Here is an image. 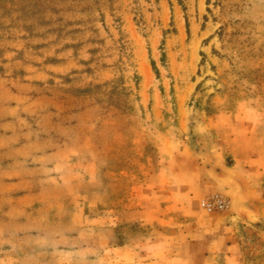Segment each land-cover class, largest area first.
<instances>
[{
  "label": "rangeland",
  "instance_id": "obj_1",
  "mask_svg": "<svg viewBox=\"0 0 264 264\" xmlns=\"http://www.w3.org/2000/svg\"><path fill=\"white\" fill-rule=\"evenodd\" d=\"M0 264H264V0H0Z\"/></svg>",
  "mask_w": 264,
  "mask_h": 264
},
{
  "label": "crops",
  "instance_id": "obj_2",
  "mask_svg": "<svg viewBox=\"0 0 264 264\" xmlns=\"http://www.w3.org/2000/svg\"><path fill=\"white\" fill-rule=\"evenodd\" d=\"M167 152V149L162 150V168L158 173L137 170L131 173L125 172L123 173L125 176H121V178L118 179L122 181L121 189L128 190V193L130 194V197L126 201L127 204H125L126 209L130 210L131 208H135L133 205L130 206L129 202H136L137 206L142 208V218H139L142 221H163V196H166L168 200H177L175 196L184 198L182 195L186 193L181 186L172 188V186L176 184L174 180L180 176H177L178 172L175 170V167L178 165L176 159H167V157L163 158V155L167 154ZM212 163L215 166V162ZM187 166H189V164ZM217 166L220 168L221 164H217ZM130 178H135L137 182H132ZM182 178L183 177H181V179ZM182 184L185 185L186 182H182ZM194 196H191L190 194V198L193 199Z\"/></svg>",
  "mask_w": 264,
  "mask_h": 264
},
{
  "label": "built area",
  "instance_id": "obj_3",
  "mask_svg": "<svg viewBox=\"0 0 264 264\" xmlns=\"http://www.w3.org/2000/svg\"><path fill=\"white\" fill-rule=\"evenodd\" d=\"M228 201L223 196L214 194L202 200L201 206L206 212L223 211L228 207Z\"/></svg>",
  "mask_w": 264,
  "mask_h": 264
}]
</instances>
